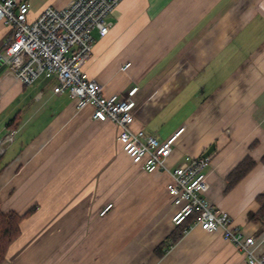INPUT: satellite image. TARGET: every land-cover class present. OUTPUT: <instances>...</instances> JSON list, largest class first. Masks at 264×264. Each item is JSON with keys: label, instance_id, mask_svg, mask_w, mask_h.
Returning a JSON list of instances; mask_svg holds the SVG:
<instances>
[{"label": "crops", "instance_id": "0c3cea01", "mask_svg": "<svg viewBox=\"0 0 264 264\" xmlns=\"http://www.w3.org/2000/svg\"><path fill=\"white\" fill-rule=\"evenodd\" d=\"M18 1L30 4L33 20L73 0ZM109 20L106 36L93 32L88 77L104 95L135 103L134 130L165 141L183 128L170 167L214 145L208 199L247 234L263 232L249 214L264 195V0H122ZM12 32L0 23V50ZM51 79L25 86L0 73V140L12 135L0 157L1 209L36 205L3 264H246L221 233L199 226L159 256L180 210L169 177L132 164L118 127L55 94ZM248 156L256 166L228 188Z\"/></svg>", "mask_w": 264, "mask_h": 264}, {"label": "built area", "instance_id": "2783aa9c", "mask_svg": "<svg viewBox=\"0 0 264 264\" xmlns=\"http://www.w3.org/2000/svg\"><path fill=\"white\" fill-rule=\"evenodd\" d=\"M121 1L73 0L62 9L46 7L31 20L27 1L0 0V23L13 30L0 50L3 72L25 86L34 84L42 74L54 78L55 94H67L78 110L91 107L95 120L118 127L117 141L132 164L146 173L169 177L166 189L174 205L180 207L172 219L174 225L192 218L189 229L199 226L209 233L219 232L244 254L246 264H264V230L258 235L247 234L234 225L228 213L216 209L206 195L211 157L186 155L179 165L170 167L167 160L183 128L165 141L143 129L134 130L135 103L117 94L104 95L102 85L86 74L84 67L95 43L93 32L100 37L110 32L113 22L109 17ZM130 65L127 63L123 69ZM11 141L12 135L0 140V157ZM112 206L108 204L100 215H106Z\"/></svg>", "mask_w": 264, "mask_h": 264}, {"label": "trees", "instance_id": "16d2710c", "mask_svg": "<svg viewBox=\"0 0 264 264\" xmlns=\"http://www.w3.org/2000/svg\"><path fill=\"white\" fill-rule=\"evenodd\" d=\"M264 164V156L261 159ZM256 162L251 157H246L228 176V188H232L237 185L255 166ZM2 168H0V174ZM261 207L256 213L249 214V220L261 221L264 225V195L257 197ZM36 211V206H32L23 213L8 211L4 212L1 209L0 204V264L5 262L7 252L11 244L20 236L21 222L30 217ZM192 218L187 219L181 225L176 226L174 231L170 234L169 239L162 243L156 250L159 256L164 255V250L171 244H176L185 234L186 230L189 229Z\"/></svg>", "mask_w": 264, "mask_h": 264}, {"label": "water", "instance_id": "95a60500", "mask_svg": "<svg viewBox=\"0 0 264 264\" xmlns=\"http://www.w3.org/2000/svg\"><path fill=\"white\" fill-rule=\"evenodd\" d=\"M4 69H5V65H1L0 73H2ZM213 148H214V145H212V148H210L203 156L204 157L210 156L211 152L213 151Z\"/></svg>", "mask_w": 264, "mask_h": 264}, {"label": "rangeland", "instance_id": "374dc122", "mask_svg": "<svg viewBox=\"0 0 264 264\" xmlns=\"http://www.w3.org/2000/svg\"><path fill=\"white\" fill-rule=\"evenodd\" d=\"M43 76H44V74H42L38 79H39V80L42 79ZM38 79H37V80H38ZM36 82H37V81H36ZM50 82L53 83V82H54V79H51ZM36 180L40 181V179H39L38 177H36L35 181H36ZM40 183H42V182H39L38 185H39ZM36 187H38V186L36 185ZM37 190H38V189H37ZM35 194H36V193H30V197H32V196L35 195ZM170 197H171V196H170ZM171 199H172V198H171ZM34 206H36V205H34Z\"/></svg>", "mask_w": 264, "mask_h": 264}]
</instances>
